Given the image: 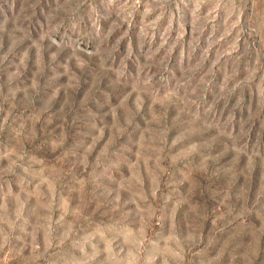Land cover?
<instances>
[{"label":"rangeland","instance_id":"374dc122","mask_svg":"<svg viewBox=\"0 0 264 264\" xmlns=\"http://www.w3.org/2000/svg\"><path fill=\"white\" fill-rule=\"evenodd\" d=\"M0 264H264V0H0Z\"/></svg>","mask_w":264,"mask_h":264}]
</instances>
